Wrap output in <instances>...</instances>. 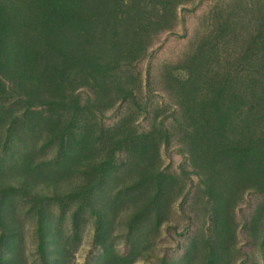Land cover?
I'll list each match as a JSON object with an SVG mask.
<instances>
[{
	"label": "rangeland",
	"instance_id": "rangeland-1",
	"mask_svg": "<svg viewBox=\"0 0 264 264\" xmlns=\"http://www.w3.org/2000/svg\"><path fill=\"white\" fill-rule=\"evenodd\" d=\"M0 214L10 264H264V0H0Z\"/></svg>",
	"mask_w": 264,
	"mask_h": 264
},
{
	"label": "trees",
	"instance_id": "trees-1",
	"mask_svg": "<svg viewBox=\"0 0 264 264\" xmlns=\"http://www.w3.org/2000/svg\"><path fill=\"white\" fill-rule=\"evenodd\" d=\"M90 209H92L93 211V214L95 215L96 217V224L98 227H101V224H102V217H101V214L100 212L93 208V207H90ZM0 229L2 231L1 233V236H0V246L2 245L3 241H4V238H5V234H7V232L9 231V228L7 227V225L5 224V222L3 221L2 217H1V214H0ZM38 239H39V246H38V253L42 259V263H46L44 260H43V257H44V251H43V247H44V243H43V232L42 230L40 229L38 231ZM0 264H10L9 263V259L6 257V258H2L0 256Z\"/></svg>",
	"mask_w": 264,
	"mask_h": 264
}]
</instances>
